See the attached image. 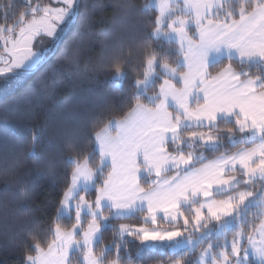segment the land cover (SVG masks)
<instances>
[{
  "label": "snow or ice",
  "instance_id": "snow-or-ice-1",
  "mask_svg": "<svg viewBox=\"0 0 264 264\" xmlns=\"http://www.w3.org/2000/svg\"><path fill=\"white\" fill-rule=\"evenodd\" d=\"M112 6L117 22L96 62L81 70L90 49L77 43L64 48L65 68L80 78L89 70L110 73L106 80L119 89L131 75V93L63 122V131L48 133L47 118L44 131L33 130L28 140L0 129V159L13 183L29 160L54 189L60 168L70 169L46 247L30 230L37 221L26 188L14 207L0 204V220L11 218L26 251L34 252L24 264L74 258L133 264V240L140 242L137 264L144 253L165 250L172 264H264V0H145L139 9L115 0ZM97 7L103 5L24 0L17 15L13 0H0L6 54L0 78L6 83L39 71L47 57L34 41L51 38L55 52L70 26L90 28V8ZM134 15L144 19L129 27ZM56 75L54 69L53 87ZM117 105L127 110L118 114ZM34 118L19 106L0 114L4 123ZM209 153L219 155L209 159ZM137 214L139 226L123 222Z\"/></svg>",
  "mask_w": 264,
  "mask_h": 264
},
{
  "label": "trees",
  "instance_id": "trees-1",
  "mask_svg": "<svg viewBox=\"0 0 264 264\" xmlns=\"http://www.w3.org/2000/svg\"><path fill=\"white\" fill-rule=\"evenodd\" d=\"M35 2V0H34ZM131 3L137 6V9L143 5L145 0H130ZM15 8L13 12L18 15V12L23 10L24 0H13ZM82 5L87 3L91 5L96 3L103 5V8L97 7L95 10L90 8V28L81 29L79 23L70 26V30L66 29L65 44L59 45L55 52L47 58V62L43 64L39 71L27 75V79L13 92L0 98V114L7 106L11 111L19 106L25 109H31L35 118L32 120H24L22 122L9 121L4 123L0 121V129L6 128L15 137L28 140L31 137L33 130L43 132V124L47 118L49 127L48 133H51L58 128H62L63 122L67 121L69 125L76 119H79L86 112L93 108L94 105L103 103L105 100L118 101L122 96L129 95L133 90L131 88V75L128 81H125L123 89L116 88L106 80V75L96 74L89 70L88 78H80L73 76L69 70L65 68L66 61L63 57V51L66 46L80 44L82 49H90L87 51L86 58L81 61V70L87 64L89 67L94 64L98 58V53L101 50V42L106 40V33L117 22L114 15L113 4L115 0H81ZM83 11V8L81 9ZM156 12L151 13V18L154 19ZM144 19L142 15H134L128 21L129 27L137 25ZM2 22V21H0ZM56 70L55 86L52 85L53 70ZM41 81H47L49 87H44ZM32 88L31 94L25 95L27 89ZM118 107V114L126 111V107ZM50 136L45 134L41 137V143L47 145ZM82 150H87L83 148ZM233 148L231 151H235ZM213 155L219 153H209L208 158H213ZM9 167L3 159H0V204L7 203L10 207H14L23 198L21 189L26 188L32 195L31 208L32 215L36 218V225L30 230L33 236L41 242L42 246L47 245L51 238L49 235V227L52 218L55 215L56 207L58 206L59 196L62 189L66 186L64 173L70 169L60 168V175L57 177L55 189L50 182L43 176L37 174L35 164L29 160L22 167L15 181L12 182V176L6 173L5 169ZM37 205L39 207H37ZM139 226L142 223V216L137 214L133 220L123 221ZM62 223L70 226L68 221ZM259 223V221H257ZM18 228L11 226V218L7 223L0 220V264H24V257L29 253L25 249V240L18 234ZM112 237L109 231L105 234L104 243H108ZM132 239V238H128ZM34 239H28L27 244L34 243ZM140 247L139 241H132L128 249V254L133 259V264H137L136 248ZM198 255V250L189 259H195ZM111 258V257H109ZM175 257L169 255L167 250L164 252L144 253L139 264H170ZM73 264H76V259H73Z\"/></svg>",
  "mask_w": 264,
  "mask_h": 264
},
{
  "label": "rangeland",
  "instance_id": "rangeland-1",
  "mask_svg": "<svg viewBox=\"0 0 264 264\" xmlns=\"http://www.w3.org/2000/svg\"><path fill=\"white\" fill-rule=\"evenodd\" d=\"M50 45H51V38H49L47 36H41V37L37 38L36 41H34V47L37 49H44L45 50L44 54L47 58L52 52ZM0 55H3L6 57V54L3 53V44L2 43H0ZM0 67H3L2 63H0ZM28 74H30V73H28ZM28 74H26L25 77H23L20 80H9L6 83L4 82V78H0V98L6 96L7 94H9L11 92H13L17 87H19L23 82H25ZM181 224H182V222H181ZM146 226L149 228L152 227V225L150 223ZM230 239H231V236H229V240ZM206 246L207 245L205 244L204 247H206ZM198 255H199V249H198ZM170 264H172V263H170Z\"/></svg>",
  "mask_w": 264,
  "mask_h": 264
},
{
  "label": "water",
  "instance_id": "water-1",
  "mask_svg": "<svg viewBox=\"0 0 264 264\" xmlns=\"http://www.w3.org/2000/svg\"><path fill=\"white\" fill-rule=\"evenodd\" d=\"M34 72H36V71H34ZM34 72H33V73H34Z\"/></svg>",
  "mask_w": 264,
  "mask_h": 264
}]
</instances>
